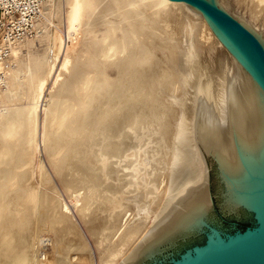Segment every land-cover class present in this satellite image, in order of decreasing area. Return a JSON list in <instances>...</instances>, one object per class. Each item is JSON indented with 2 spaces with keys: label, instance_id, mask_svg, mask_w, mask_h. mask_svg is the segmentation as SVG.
I'll return each instance as SVG.
<instances>
[{
  "label": "bare ground",
  "instance_id": "obj_1",
  "mask_svg": "<svg viewBox=\"0 0 264 264\" xmlns=\"http://www.w3.org/2000/svg\"><path fill=\"white\" fill-rule=\"evenodd\" d=\"M98 1L99 0H66V3H67L66 28L68 29L67 31H70L69 33H71V30L72 32L73 30L77 32L81 31V34L83 32V36L80 39L82 40L84 39L83 40L84 43L81 44L82 43L81 42L80 44L82 47L79 44L78 46L80 47L78 49L75 48V43H74V46L73 44L72 45L70 44V46H73V47L66 48L65 52L63 53V58L59 66L60 68L57 69L59 70V72L56 73L57 75L56 77L54 76L55 79H53V84L51 87L53 89H51L52 91L50 90L51 93H49L50 91L48 92L49 96L48 95L46 96L45 94L46 99L49 100L50 98L52 103L49 100L50 102L48 104H50L49 106L50 108L48 107V105H47V108L49 109L44 108L45 118L43 119V124H42L44 128L43 129L44 130L43 131L44 132V137H43L44 144L43 145L45 147L44 149L46 150L45 152L47 153L46 155L49 159L47 161L50 162L51 167H53L54 169L53 172L59 173L58 175H60L62 178L63 176L67 175V172H71V170L74 167L73 165L75 163H78L77 169H76L77 173H79V171L83 169H89L87 171H90L91 173V169L93 168V170H100V172L102 173L101 175H103L104 177L105 181L103 182L104 184H106L107 189L106 188L102 189L101 183L103 182L101 181V179L103 178L101 176H98V177L96 176V180L95 178H93L94 176L93 177L92 176H85V177L70 176L68 178L69 182L67 183V185L65 184L67 188L71 187L72 182L74 181L76 182L78 180H84V181H81V183L85 182L83 184H87V186H85L86 192L84 193L82 197H80L81 196L80 195L79 196L80 198H78L80 202L77 200L80 204L78 205L77 201L75 203L76 209H78L77 213L81 215V216L79 215V217L83 218L84 222L85 221L87 222L86 223L87 225L85 224L86 227L87 226L90 227L88 220H85V219H88V215L90 217L91 213H89L88 210H90L89 207L92 206V204H95L92 210H94V208L95 209L98 208L99 210L102 209V211H105V212H108V210L111 212L112 209L118 208L119 205H117L115 208L114 207L112 208L114 200L112 199L113 197H111L110 199L109 195H111L110 192L112 191V189H114L113 184L115 183L111 182L113 187L112 185L107 184V182H110L108 178H111L110 173L113 172L112 169H114L115 171L116 169L117 171H119L120 169L122 172H124L122 168L124 166H127V167L131 166L132 162H129V161L138 160L137 158L139 157V155H141L139 154L141 153L140 147H138L140 152L139 153L136 152L139 154L138 156L134 155L136 153H133L135 151H138L137 149H135V151L134 149L130 150L126 154L127 149L130 148V146H132L134 141L136 140V139L132 140L130 138L138 134V132H139L138 135H140L138 137L144 138V135L146 133L141 136V134L145 132V130L143 131V129L148 128V125L153 119L150 118L146 122L145 120H138L137 116H141L145 114L144 116L147 117L151 115V112L154 109L152 106L153 104H151V101H150L151 91L154 88V84H153L154 79H156L157 77L158 78L160 77L161 79L162 75L165 74L163 71H167V69L171 67L168 65L169 67H167V69L163 68V70L160 67L159 68L160 71L164 73V74H160V71L158 72V69H155L156 67L159 66V64L158 65L155 64L156 67L154 69L157 70L158 74H155L156 76L153 74L155 77L152 75L153 72L151 71L153 69L151 70V67L153 66H151L152 59H150V57L152 55V51L156 49L155 47L154 49H152V47L156 43L155 44L153 43L155 40L153 42H151L150 40L153 38V32L151 28L155 31L160 29L161 26H156V23H160L161 21H163L162 18L166 19L167 16L164 15L163 13L165 14L171 13L173 12V10L175 9L177 10V8H179L182 13V9L189 8L184 3L173 2L171 0H136V1L133 0L135 1V3L131 2L132 0H115L114 2L112 0V2L116 4L115 6H117L120 2H123V4L125 3L123 7L121 6L123 4H119V6L116 7L118 9V10L116 9L117 12L114 11L115 12L114 19H116V15H119L117 16L119 17L117 18L119 20L121 19L120 17H122L121 19L122 21L118 20L119 23L120 22L122 23V24H119L120 25L119 27V25H117L118 22L116 23V25L113 24V22H111L112 25L110 24L107 26V24H109L108 23L109 21H107L109 20L107 19L108 18L107 16L105 17L106 22L104 23V21L102 20L103 18L102 15L104 16L108 15V13L109 14L112 13L111 11L113 10L108 12L109 11L108 9L111 8V6L107 8L108 6H106L105 3L104 5L106 7L102 6L103 5L102 0H101L102 3L100 2L102 5H99L100 3H98ZM234 1L238 4H241L242 0H234ZM245 1L248 2L249 0L248 1L245 0ZM253 1H256V0H253ZM104 2H106L107 4L106 0ZM246 2L244 3L245 5H246ZM259 2H262V0L261 1L259 0ZM111 3H108V5L109 4L111 5ZM113 3L112 5L114 6ZM96 4L99 6L97 7L98 10L104 9L103 7L107 8L105 10L106 14L102 10H100L101 13L99 14L101 16V21H99L98 19L99 14L98 12H96L97 11ZM130 4L131 5L133 4L132 7H130ZM261 4H264V3L262 2ZM247 8L250 9L248 6ZM255 8H257V6ZM262 8L264 9V7ZM94 9L95 11H93ZM112 9L115 10V7L114 8L112 7ZM119 9L122 11L120 12ZM189 9L195 12L194 13L192 11L193 17L192 16L190 17L196 20L197 17H195L194 15H199V12L195 11L191 7ZM248 12L250 11L248 10ZM92 13L98 14L96 15L97 16L96 19L98 22L95 21L94 22L95 24L92 22L94 27L92 26V24H90L91 19L94 18L95 16V14H93L94 16L91 18ZM122 13L124 15V18H123ZM255 13L252 14V12H250V14L248 15V17L250 16V19L252 21L257 20L259 16V15L257 16V14ZM179 14H178V17H179ZM110 15L113 18L114 13ZM237 16L247 28H249L252 32H254L260 38L261 42L264 45V33L262 34L259 30H257L256 27L253 25V23H251V21L247 20L246 18H244L243 16L239 14ZM180 18H184V17H180ZM179 20L183 22V19H179ZM92 21L94 20L92 19ZM88 23L91 26L87 25ZM96 23L102 24L103 27H104V24H106V28L103 29L101 25L99 27H102V30L97 31L98 29L95 28V25L97 26L98 24ZM184 23H183V26H184ZM180 24L181 23L179 22V25ZM197 25L199 24L197 23ZM166 26L168 27L169 25H166ZM189 27H192V25ZM196 27L197 26L195 25V28ZM204 27L206 30V26ZM180 28L181 27H179V29ZM199 29L200 31L202 29L204 31V28H199ZM214 29L216 30L217 36L220 38V41L230 46V48L232 49V52L241 60V62L248 69H250L253 72L254 76L249 75V73L243 68H241V70H239L240 68L239 69L235 68V70L231 72V68L230 66H228L227 63L224 65V67L221 66V69L216 70L217 72L215 71L214 73H212L211 70H208L207 67L203 66L201 63L198 62L199 57L196 56L197 51H193L195 49H191V52H189V55H187V61L190 62L188 65L189 68L185 66V69H184L183 66L181 65L182 67L180 68H182L183 70L180 68H178V70L181 71L182 80L187 82L188 86L190 85V87H192L193 90L191 93H189V91L187 93H184L182 97L175 94V98L179 96L178 105L180 108L179 107L177 108L180 109V112L178 109L174 110L176 106L175 104L173 105V103L171 102V98L169 102L171 103L170 105L174 106V107L170 106L171 107L170 111L174 112V114L176 113L178 114V112L180 114H179V119H176V120H179L175 126L176 128L172 130L171 128H169L171 132L170 134L172 135V132L174 133L172 135V140L170 139L171 142H169V138L168 140H166L168 144L171 143V147H170L171 149H169L170 150L169 151L166 148V144H165V148L168 151L165 152L164 151L165 148L162 150L164 151V154L169 152L164 156L165 158L168 155V160L167 162H165L166 159L163 158L164 163H166L164 165V163L161 162L162 160L159 159L160 156L161 158L163 157L164 155L163 153H160L161 155L158 154L159 157L154 156L155 159L158 157L157 158L158 161L156 160L158 164L162 163L164 165L163 167L160 165V167H162L160 168L159 166L155 165L156 161L151 160L153 158L150 157L151 158L150 162H152V164L153 162H155L154 167L155 166L156 168L159 167L162 171L158 169L160 170V172L158 173L157 172L158 170H156V168H153V166L152 168L154 169V173L157 172V174L151 173L152 170L151 172L149 171L151 166L148 167V170H146L147 173L140 174L141 172L139 173V171L138 172L136 171L137 172L136 173L134 171L137 174V176H130L132 174H130L129 172H133V171H128L129 173L128 177L130 178L132 177L131 180L133 181L132 183L134 184H132L129 178L127 177L126 178L123 177L126 180L124 182V179H123L122 181L124 183L120 184L121 182H119V180L121 181L122 174H124L121 171H119V174H115V171H114V174L111 173L114 176L115 175L119 176L118 178L114 177L115 179L120 178L118 180V183L120 185H118L117 183L118 187L115 189L116 191L114 190H113L114 192L112 191V194L117 191L120 192V189L123 188L121 185L130 186V184H132L133 187L134 185H136V187L132 189L134 190L136 188L134 193L133 191H131V189H128L127 187L125 188L127 192H124V189H123V192L128 194L130 191V193H133L132 195H127V198H131V206L133 205L134 207L135 205V207L137 208V215H138L137 218H140L139 221L135 222L131 226H128L127 229H125V227L122 228L123 224L121 223L123 221L121 223L119 222L122 226L118 223V221H121L118 219L119 215L117 216L118 221L117 219L115 220L118 224L114 223L115 221L114 222L112 221L114 220L113 217L114 216L116 217V213H117L116 212L117 209H116V210H112V214H115L113 216L109 214L110 212H108L109 214L108 216H112L111 219L113 218L112 220L110 218H109L110 219L109 221L107 220L108 225H106L107 223L106 224L103 223L104 219H106L107 217L106 215L105 217L102 216V220H101L102 224H105V225H100L102 228L99 227L98 228L99 230L96 229L94 227L95 224H93V227H94L92 228L93 230L91 228H89L91 230H88L87 228L89 234H92L94 231L98 230V232H94L92 234L93 236L96 233L93 237L91 236L92 240L100 236V238L107 239L108 241L109 240L108 235L114 232L113 235L111 236H113L115 239L113 240L112 237L109 235L111 237L110 238L111 240H109L111 242V246L109 245L110 247L105 254V258L101 260L100 264H136V262L138 260H141L142 258L153 256L157 251L160 250L162 246H164V244L170 242L176 236L181 235V234H186L188 232L194 231L195 229L196 230L201 229L202 225L205 223L207 213L212 205L211 196L208 190V177L206 173V167L203 161L202 151H207L208 153H211L219 163L221 173H222V178L226 185V190L224 192L225 202H226L225 204L228 205L229 207L236 208L240 203H244L248 207L254 209L256 202L259 198V195L264 190V88L262 85V81L260 80L258 75H255L256 73L253 71L250 64L246 62L245 57L240 52V50L236 48L233 42H231V40L223 32L220 31V29H218L217 27H214ZM117 30H119V32H117ZM165 30L166 29H164V31ZM169 30H168V33H170ZM180 30H182V28ZM197 30H196V33L199 32V30L198 31ZM160 31L163 32V30H160ZM157 32L159 33V31ZM185 33H188V30L185 31ZM196 33L195 35L197 36L198 33L197 34ZM165 34L166 32L163 33V36ZM172 34L170 33L171 36ZM193 34H191V36H193ZM51 35H52L51 36L52 45H50V47L52 46L51 48L52 51H51V57H50L51 59L49 60L50 61L49 66L47 67L46 66L47 64L46 65L44 64V63H47L46 61L44 62V60L46 59L42 60L45 54L43 56L41 52L40 54L42 57L40 55H38L39 57L35 55L37 59L41 57V60H40L42 61L41 63H43L46 66V68H48V71H47V69L43 66L46 69L45 71H47L46 73L43 72L44 70L40 72L41 68L38 69L36 67L38 71L36 70L34 74L33 72L29 71L28 68L25 69V67L23 66L24 71L22 72L23 74L21 73L23 76L26 75V73L24 74V72H26L25 70L27 69L31 73L27 72V76L22 77V79L17 78V77H21L22 75L15 76V79H14V76L12 77V75L15 73V71L17 73V71L20 72L23 69L20 66H17L21 68L20 71L18 68H17L18 70L15 69L16 68L15 66H14L15 71L9 69L8 66H7L8 69L7 68H5L6 70L4 69L6 71L5 74H7V78H8V80L4 82L6 84V82L9 81L10 85L8 82V84L6 85L9 87H5L6 86L5 85V86H1L4 88H0V89L2 90V89L8 88V90L12 91L11 95L14 92V96L17 99H19V97H21L22 99L25 98L26 100L25 99L24 100L26 102L25 101L23 102L22 99L20 98L21 101H16V100L12 101L15 106L14 105L10 106L8 104L11 102V100H13V98H11L9 102V98L11 96L10 97L8 96L7 105L9 107L1 105L3 108L0 109V164H1L0 165V225H1L0 227L3 226L2 227L3 229H0L1 231L0 246L1 247L4 246V244L9 243L7 241L12 240L10 239V237L13 232H15L14 234H12L15 236V237L12 236L13 243L15 240L18 239L16 237L18 231H19L18 233L19 235L21 234V232H25L26 234H28V232L30 231L29 228L31 226L29 225L30 226L29 227L26 224H29L27 223L28 221L32 223L30 218L35 216L36 212H39V211L40 213L41 212L42 213L41 215L40 213L39 214L37 213L38 216H43L42 214L44 213L45 216L47 217L44 219L47 220L49 217L48 219L49 221L47 220L49 224L48 226L49 228L47 229H50L51 227H53L51 225L53 224L55 225L54 226L55 228L53 227L54 229L53 228L50 229L51 231L58 229L57 231L59 233L60 232L63 233L64 231V232H68L67 234H69L71 232L70 229L74 227V230H72L71 235L74 236L75 234L73 235V231L76 232L75 230L76 227L71 225L72 221L70 220L72 218L69 219V215H67L68 212L66 213V211L69 209L67 208V206L63 208V210L62 208L60 210V208L54 206L55 202L53 198L44 199L43 195L45 194L42 195V193H41L42 196H40L42 199V202L40 201L41 203L38 206L39 200L36 201V198H37V193L35 192L36 189L34 190L33 188L30 189L28 187V185L30 186V183L32 182H30L29 184H27L28 182L27 183L24 182V179L26 180L27 179L26 176H28L27 171L24 168L26 167L25 165L27 164L29 160V156L34 150L33 147L35 145L33 138L35 136L36 129H37L36 119L38 115L35 109H36L38 100L40 96L42 95L45 85L48 81L49 73L51 70H54L53 67H55L54 65H56L55 60L59 57V55H61L60 52L61 50L63 52L62 48H64L62 39L59 37L57 38L54 37V34H51ZM77 35L79 34L77 33ZM167 35L164 36L166 37L165 39L166 41H164V43L169 42L167 41L169 40L167 39ZM202 35L203 34H201L200 36ZM174 37L176 38V36ZM184 39H187V36ZM196 39H197L196 41L198 42V38ZM173 40H177V39L173 38ZM148 41L151 43H147ZM161 41L162 40H160V42L158 43H163V41L162 42ZM178 41L180 42V40ZM26 42L28 41L26 40ZM37 42H40V41H37ZM197 42L196 43L194 42L196 46L198 44ZM23 43L21 45H23ZM29 43L30 41L27 44ZM149 44H151L150 45L151 51L147 50L149 48L146 47V45L148 46ZM166 44L167 43H165L164 45ZM17 45L18 46L11 47L12 51L10 55H11V58L14 60H17L16 62L18 63V59H20V56L18 59L16 58L19 55L18 52H21L19 51V46L21 47V45L20 44H17ZM161 45L158 44L157 48L158 46H161ZM23 46H25V44ZM194 46L193 48H195ZM145 47L147 49H145ZM28 48L29 49L31 48L30 44ZM28 48L26 47V50ZM45 48L47 51L51 50L50 48L49 49H47V47ZM160 49L162 48L160 47ZM164 49L167 50L166 47L163 48L162 50ZM76 50L77 52L78 51L81 52V55L79 52H78L79 54L75 52ZM141 50H144L145 52L148 51L149 53L151 52V55L147 53L145 55L144 54L141 55V53L138 52ZM156 50L154 51L156 52ZM47 51H44V53ZM155 52H153V57H154ZM161 52H165V51H161ZM161 52L159 51L160 54ZM173 52L175 53V51ZM173 52L172 53L170 52V53L173 54ZM137 53H140V55ZM20 54L22 55L23 53H20ZM77 54L78 56L80 55L82 57L80 56L78 57ZM182 56H183V53H182ZM27 57L25 58L27 59ZM35 58L33 57L31 59H35ZM80 58L83 61H81ZM22 59L24 58L21 57V60ZM26 59L22 61L20 60V62H23L26 65L25 61H28ZM28 59L29 61L27 64L31 67L32 65L34 67L35 65H37V63L40 62L39 60H38L39 62H37L36 61L37 59L35 60V62L34 60L32 62L30 57ZM30 62H32V65L29 64ZM39 64L37 66L41 67L42 64L40 65ZM3 65H4V62L2 66L0 63V66L2 68H4ZM163 66H166V65L163 64ZM33 67L30 68V70H32ZM111 69L116 70V73L115 71L112 72V74L113 73L115 74V78L114 76L113 77L111 76L112 75L110 73ZM155 70L153 71L155 72ZM215 73L216 75L213 76L212 74H215ZM149 74H151L153 78L152 77L148 78L147 76H149ZM127 75H128L129 81H127L126 79ZM11 77L13 79H11ZM181 77H179L178 79L180 80ZM1 85H4V84L2 83ZM8 90H6L8 92L7 94H9ZM62 90H64V92H66L67 90L68 93H66V96H63V97L60 96L61 95L60 92H62V95L64 93ZM0 93H3V95L0 94L1 101L3 99L1 98L2 96L3 97L6 96L5 99L7 98V94H5L6 93L5 90H2ZM181 93L179 92L180 95ZM170 94H173V93L171 92ZM173 97H174V94H173ZM48 100H46V102ZM167 100L169 101V99ZM6 102H7V99H6ZM18 102H19V105L16 106ZM20 102H23V104ZM0 104H3V103H0ZM4 105H5V102H4ZM166 105L167 106L169 105L167 101H166ZM168 108L166 106L164 107L163 115L161 114L162 116H166L167 114L166 111H169L167 110ZM167 115L170 116V114H167ZM166 117L168 118V116ZM174 118L176 117H173V119ZM121 121L122 122L124 121V124ZM159 121L162 122L160 119ZM164 121L162 123L159 122V124H161L162 126V124L164 125L165 123L166 125L167 124L166 122L168 121L167 120L166 122ZM119 122L122 125H118ZM148 122L149 124L144 126V124L145 123L147 124ZM153 125L155 127L156 125L155 121H154V124L152 123V126ZM118 126H120V128ZM169 126L172 127L173 125H171L170 123V125L168 124V127ZM168 127L166 129H168ZM140 129L142 130V133L141 131H139ZM148 129H146V131H148ZM170 134L169 136L171 137ZM135 137L137 138V135ZM127 138H129L128 139L129 142L130 140H132L131 141L132 143H128V142H127L128 144L122 143ZM137 139L139 140V138ZM138 140L137 142H139L141 146L142 144L144 145V139H141L143 140L142 141L143 143L142 142L140 143L141 140L140 141ZM148 142H149V139H148ZM122 144H126V145H123V146H126L124 154L126 155L125 159L128 160V163H131L130 165L127 163L124 164V166H121V164L119 165V163H121V160H123L124 158V156L123 157L121 156L122 159L119 160L120 155H123L121 153L124 152V147L121 146ZM129 144H132V145L129 146ZM134 146H137V145H134ZM120 147L123 148L121 153L119 152L121 151ZM151 148H154V147H151ZM144 150H142L143 151L142 153H146L148 156L150 155V153L151 154L153 153V152L149 153L150 150L149 151L145 150L147 152H144ZM118 152L120 153L119 156H118L119 154ZM132 155H134V157L136 156L137 158L135 157V159L132 158V160H130L131 159L130 156ZM147 158L149 159V157ZM115 161L117 163H114V165L115 166L119 165L122 168L121 167L119 168V166L114 167L112 164ZM142 162L144 161H141V163ZM150 162L148 164H150ZM89 164L91 166H89ZM136 167H138V165H136ZM140 168H141L140 170H142L143 167L141 166ZM126 173L127 172L125 171V174ZM87 174H89V172ZM43 176H45V174ZM43 176L41 179H43ZM45 177L44 179H46ZM99 177L101 179L97 181ZM112 178L110 179L111 181H112ZM44 179L42 182L46 181ZM127 180H129L130 182L129 184L128 182L126 183ZM77 183H80V182H77ZM108 185L112 187V189H110L111 191L109 190ZM99 186H101L100 188L101 190H103L102 192H105L104 190H107L109 194L106 192L107 194L103 195V193H101ZM30 187H33V186L31 185ZM69 189L70 188L66 190H69ZM118 192L115 193L116 196ZM115 195H112V196H115ZM117 197L119 198V196ZM125 197L126 195L124 196V198ZM116 200L118 199H115V202H114L115 205L117 203ZM120 202L122 203V200H120ZM128 202L126 201V204L122 203L123 206L120 203L121 206L119 207L120 208L123 207L124 210L128 209L130 205H128V208H126L127 206H124V205H127ZM37 207H39V211L35 212V209ZM66 208L67 210H64ZM110 208L112 209L110 210ZM120 208H118V210H120ZM40 209H42V211ZM98 209L97 211H99ZM129 209H132V208H129ZM124 210H122L121 212L119 211V212L122 213ZM133 210H129V211L126 210V211L130 212ZM46 211L50 212L49 213L50 216ZM124 213L120 215L123 217ZM103 214L104 212L101 213L99 211L100 216ZM99 215L96 214V216H94L96 217V219H94V222L98 220L99 217L97 218V216ZM131 215H132V212H131ZM37 217H35V219ZM130 217H127V218L129 219ZM37 219H39V217ZM41 220H42V217H40V221ZM92 220H91V223L93 222ZM125 221H128V220H124V223ZM112 222L115 224L113 227L116 226V231L115 229L111 227L113 225ZM25 227H27L29 231L27 230V228L25 229ZM36 229L38 230V228ZM24 230H27L28 232ZM32 230H34V228ZM37 230L35 231L36 233H37ZM31 233L32 232L29 233L30 236H31ZM34 233L32 234L34 235ZM29 234L28 236L26 235L27 239L25 238L27 241L25 239H22L24 241L20 239L23 242L22 243L21 241L18 240L19 242L22 243V244L19 243L21 244L22 247L23 245H25L24 242L25 241L28 242V239H30ZM52 234L54 236L53 239H56V241L57 239H61L60 236H57L59 234L56 235L55 232H53ZM33 235L31 239L33 238ZM55 235H56V238H55ZM61 235H64V234H61ZM66 235L63 237H66ZM62 239L60 240L61 242L59 240L58 241L62 243ZM80 241H83V240H80ZM29 242L32 243V241L30 240ZM54 242L55 240L53 241V243ZM64 242H67V240H65ZM69 242H71V240ZM95 242H97V239L95 240ZM53 243L51 242L52 245ZM79 243H77L78 246L76 244V248L77 247L82 248V246L80 247ZM83 243H84L83 248H85L86 244L85 242ZM33 244H30V246H28L30 250L33 249L31 248ZM80 244H82V242ZM27 245L28 244L25 245V248H26V249L24 248L25 251L24 249L23 250L21 249V251H24L23 253L25 252L27 253V250L29 251V248L27 247ZM12 246L13 247L10 246L11 249L16 248L15 251H17L18 247H14L15 246L14 244ZM95 246H96V243H95ZM1 247L0 249H2ZM10 247L8 248L6 247L7 251L5 252H7L8 254L12 252V251H8ZM18 251L20 252L19 249ZM77 251L79 252L80 250L77 249ZM98 251L100 254V250ZM30 252L31 251H29L27 255ZM80 252H83V250ZM101 253H102V249H101ZM3 254L5 255L6 253L3 252ZM14 254L16 255V252L13 253V255ZM22 254L21 256L26 255V254H23V255ZM9 255L8 257L5 256L4 258H0V264H30L28 263L29 261L28 257L25 258L24 256L25 258L24 260V258L20 257L21 258L20 259L18 258L19 256L16 255L15 258H17V260L12 261ZM14 256L12 257L11 255V258L13 260H14ZM99 256H102V255L100 254ZM36 257L37 255L34 256V259ZM36 262H39L40 264L39 257H38V261Z\"/></svg>",
  "mask_w": 264,
  "mask_h": 264
},
{
  "label": "rangeland",
  "instance_id": "obj_2",
  "mask_svg": "<svg viewBox=\"0 0 264 264\" xmlns=\"http://www.w3.org/2000/svg\"><path fill=\"white\" fill-rule=\"evenodd\" d=\"M102 1H103V5L101 4L102 3ZM99 0L98 1V3H100L99 5H102V6H108L107 8H109V6H111V8H109L107 11L108 12H110L111 10H113V11H111L112 13H114V15H113V18H112V16L110 15V14H112V13H108V15H102L103 16V18H102V20L104 21V23L106 22V20H105V17L107 16L108 18L107 19H109V20H107V21H109L108 23L109 24H107V26L108 25H112V23L111 22H113V24H115L116 25V23L118 22V20L119 19H117V18H119V17H117V16H119V15H116V19H114V16H115V12H117L116 11V7L117 6H119V4H123V2H120L117 6H115L116 4H114L113 2L115 1V0H113V2H112V0H111V2L114 4V6L112 5V3L110 2V0H106L107 1V4H106V2H104L105 0ZM136 1V0H135ZM135 1H131V2H134L135 3ZM225 7H227L232 13H234L235 15H241V16H243L244 18H246L247 20H249V21H251V23H253V25L256 27V29L257 30H259L262 34L264 33V9L262 8V7H264V4H261L262 2L264 3V1L262 0V2H259V0H256V1H253V0H247L248 2H246L245 0H242L241 1V4H238V3H236L234 0H219ZM226 1V2H225ZM228 1V2H227ZM244 1V2H243ZM261 1V0H260ZM246 2V5L244 4ZM250 2V3H249ZM97 3V4H98ZM104 3H105V5H104ZM108 3H111V5L109 4L108 5ZM116 3V2H115ZM236 3V4H235ZM249 3V4H248ZM256 3V4H255ZM96 4V5H97ZM125 4V3H124ZM124 4L123 5H121L122 7L124 6ZM258 4V5H257ZM133 5V4H132ZM132 5L130 4V7H132ZM253 5V6H252ZM105 6V7H106ZM120 6V7H121ZM245 6V7H244ZM247 6L250 8V9H248L247 8ZM257 6V8H255ZM97 7H99L98 5L96 6V12H98V14L99 13H101V11L100 10H102L105 14H106V12H105V10L107 9V8H105V7H103L104 9H100V8H102V7H100L99 9L100 10H98V8ZM112 7L114 8L115 7V10L114 9H112ZM261 7V8H260ZM184 8V7H183ZM246 8V9H245ZM127 9V8H126ZM252 9V10H251ZM66 10H67V3H66V0H0V63H1V66H2V64H3V62H4V65H3V67L4 68H2L1 66H0V82H1V84L3 83L4 85H1L0 84V88H4V87H1V86H5L6 84H8V82H6V84H5V82L4 81H7L8 80V78H7V74H5L6 73V69L5 68H7L8 69V67H9V69H11V70H14V68L15 69H19V71H20V69L22 68L23 70L22 71H20V72H18L17 71V73H16V71H15V75L13 74L12 75V77L14 76V79H15V76H21L23 73V71H24V68H23V66L25 67V69L26 68H28L29 69V71H31V72H35L36 70L38 71V69L39 68H41V71L40 72H42L43 70V72H47L48 71V68H46V66L48 67L49 66V64H50V57H51V51H52V46L50 47V45H52V41H51V34H54V37H59V38H61L62 39V41H63V47L64 48H62L63 49V52H62V50H61V52H60V54L61 55H59V57L55 60V64L56 65H54L55 67H53V69L54 70H51L50 71V73H49V78H48V81H47V83H46V85H45V88H44V90H43V93H42V95L40 96V98H39V100H38V103H37V106H36V113L38 114L37 115V119H36V126H37V129H36V133H35V136H34V144L35 145H37V146H35L34 145V147H33V151H32V153H31V155L29 156V160H28V162H27V164L25 165L26 167L24 168V169H26V171H27V174H28V176H26V180L24 179V182H28L27 184H29L30 182H32V183H30V186L32 185L33 187H30L29 185H28V187L31 189V188H33L34 190L36 189V193H37V198H36V201H38V206L40 205V203L42 202V199H41V197L40 196H42L43 194H45V195H43V197H44V199L45 198H53V200H54V202H55V207H58V208H60V210H61V208H62V210H63V208H65L66 206H67V208H69L68 210H67V208L66 209H64V210H67L66 211V213L68 212V214L67 215H69V219L70 218H72L70 221H72L71 222V225L72 226H75L76 228H75V230H76V232H74L73 231V235L74 236H72L71 235V233H72V230H74V227H72L70 230H71V232L69 233V234H67L68 232H64L63 231V233H61V234H64V235H61L57 230H50V229H52L55 225H53V224H51L53 227H51L50 229H47V228H49L48 226H49V224H48V222H47V220L49 219V217H48V219L46 220V219H44V218H47L46 216H45V214L43 213L42 215L43 216H38L37 215V213L39 214L40 213V211H39V207H37L36 209H35V212L36 211H39V212H36V214H35V216H33V217H31L30 218V220H31V222L32 223H30L29 221L27 222V223H29V224H26L27 226H29L30 228V231L28 230V228L27 227H25V229L27 228V230L29 231H27V230H24V231H27L28 232V234L30 233V232H32V233H34L37 229L36 228H38V230H37V233L35 234L34 233V235L31 233V236H30V234H29V238L30 239H28V242H26L27 240V237H26V235L28 236V234H26L25 232H21V234L19 235L18 233H19V231L17 232V235H16V237L18 238L17 240H15V241H17L18 242V244H17V242H15L14 241V243L12 242V240H13V237H15L14 235H12V234H14L15 232H13L12 234H11V237H10V239H12V240H9V241H7V242H9V243H6V244H4V246H0L2 249H0V258H4L5 256H7L8 257V255L9 254H11L13 251H15L16 250V248H13V249H11V247H13L12 245L14 244L15 246L14 247H18L17 248V251H18V249L20 250V252L18 251V253H17V251H15L16 252V255H18L17 257L18 258H24V256H25V258L26 257H28L27 259L29 260H27L28 261V263H30V264H39V262H36V261H38V257H39V260H40V264H75V263H77V264H100V262H101V260H103L104 258H105V254H106V252L108 251V249H109V247L111 246V242L109 241V240H111L110 238L112 237V239L114 240L115 238L113 237V236H111V235H113V233L114 232H112V233H110L109 235L111 236H109L108 235V241H107V239H103V238H100V236L99 237H97V238H94L95 240L97 239V242H95V240L93 239H91L93 236H92V234L94 233V232H98V228L99 227H101L100 225H105L106 223V225H108V221L111 219V217L113 216V215H115V214H112V210H118V208H120L119 206H121L122 205V203H125L126 204V201L128 202L129 201V199H130V203L128 204L127 203V205H124V206H127L126 208H128V205H130L131 206V198H127V195H132L134 192H135V189L134 190H132L134 187H136V185H134V187H133V185L132 184H134V183H132L133 181L131 180L132 179V177L130 178V177H128V174L130 173V174H132V175H130V176H137V172L139 171V173L140 174H142V173H147V171L146 170H148V167H150V169H149V171L151 172V170H152V172L151 173H153V174H157V172L159 173L160 172V168H162L166 163H164V160H163V158H164V156L167 154V153H169V152H167L166 154H164V151L166 152V151H168L169 149H171L170 147H171V143H167V141L166 140H168V138H169V142H171L170 141V139L172 140V135L174 134L173 132H172V135L170 134L171 132H170V129L169 128H171V130L172 129H175L176 127V124L178 123V121L179 120H176V119H179V112H180V107H179V105H178V98H179V96L180 97H182L183 95H184V93H187L188 91H189V93H191L192 92V90H193V88L192 87H190V85L188 86V84H187V82H185V81H183L182 80V77H181V71L180 70H178V68H180V67H182L183 66V68L185 69V66H187V68H189V63L190 62H188L187 61V55H189V52H191V49H195V50H193V51H197V53H196V56L197 57H199V59H198V62L199 63H201L203 66H205V67H207L208 68V70H211V72L212 73H214L216 70H218V69H221V66H223L224 67V65L227 63L228 64V66H230V68L232 69V68H234V64H233V62H232V58H231V55H230V53H229V51L225 48V46L218 40V38H217V36L215 35V33L213 32V30H212V28H211V26H210V24L208 23V21L203 17V16H201V15H194L195 17H197V19L195 20L194 18H192L193 16V13H192V11L193 10H190L189 8H184V9H182V13H181V10L179 9V8H177V10L175 9V10H173V12H171V13H168V14H165V13H163L164 15H166L167 17H166V19H163L162 18V20L163 21H161L160 23H156V26H161L160 27V29H158L157 31H159V33L157 32V31H155V30H153L152 28H151V30H152V32H153V38L152 39H150L151 40V42H153L154 40V44L156 43L157 45L159 44V45H161V44H163L164 43V41H166L165 39H166V37H164L165 35H167V39H169V40H167V41H169V42H165V43H167L166 45H161V46H158V48H157V45L155 44L153 47H152V49H154V47L157 49H154V50H156V52L153 50L152 51V55H151V52L149 53L148 51L147 52H145L146 50L145 49H147L146 47H148L149 49H147V50H149V51H151L150 49V45L151 44H149L148 46L146 45V47H145V51L144 50H141V51H143V52H141V51H138V52H140L141 53V55L142 54H149V55H151V57H150V59H152L151 60V66H153V67H151V70L153 69V70H155V69H158V72L160 71V67L162 68V70H163V68H165V69H167V67H169V66H171V67H169L168 69H167V71H163V72H161L160 71V74H164V75H162V78L160 79V77L158 78H156V79H154V88L152 89V91H151V98H150V101H151V104H153L152 106H153V110H152V112H151V115H149V116H147V117H145L144 115H141V116H137V119L138 120H145L146 122H147V120L148 119H153L154 121H155V127H154V125L152 126V123L154 124V121L152 120L151 122H150V124H149V122L146 124H144V126L145 125H151L152 127H154V128H152L151 126H149L148 125V128L149 127H151L152 128V130H151V128H146V129H148V131H146V129H143V131L145 130V132L144 133H142V130L140 129L139 131H141V136L142 135H144L145 133V135H144V138H142V137H138V136H140V135H138L139 134V132H138V134H136L137 135V138H139V140L135 137V136H133L132 138H130V139H136L135 141H134V143L136 142V143H138V144H134L133 143V145L132 144H129V146L130 145H132V146H130V148H128L127 149V151H126V154H127V152L128 151H130V150H133L134 149V151H135V149H137L138 151H135V152H133V153H136V152H140L139 151V148L138 147H140V150H141V153H139V154H141V155H139L138 153H136V154H134V155H136V156H138L139 155V157L137 158L136 156V158L138 159V160H133V161H129V162H132V164L131 163H128V160L127 159H125L126 157V155L124 154L125 153V147L126 146H123V145H126V144H122L121 146L122 147H124V152L123 153H121L122 152V147H120L119 149L121 150V151H119L121 154H123V155H120V153L118 154V156L120 155V157L122 156H124V158H123V160H125V161H123V160H121V163H119V165L121 164V166H124V164H131V166H124L123 168L121 167V166H119L118 164H116V165H118L119 166V168L121 167L122 168V170L124 171V172H122L119 168V171H121L122 173H124V174H122L121 172V174H122V178H121V181L119 180V179H115L114 177H116V178H118L119 176L118 175H112V174H114V169H112L113 170V172H109L110 173V175H111V178H112V181L110 180L111 178H108L109 179V181L110 182H107V184H109V185H112L111 184V182H113V183H115V184H113L114 185V189H112V187H113V185H112V187L111 186H109V190L110 189H112V191L114 190V191H116L115 189L118 187L117 186V183H118V180H119V182H121L120 184H122V183H124L125 182V180L126 179H124L123 177H127V178H129V180L131 181V183L132 184H130V186L129 185H121L123 188H121V186H120V192H118V194H117V196H119V198L115 195V193H117V192H115V193H113L112 194V191L110 192V194L111 195H109L110 196V199H111V197H113L112 199L114 200L113 201V205H112V208L114 207H116L117 205H119L118 206V208H116V209H112V208H110V210H111V212L108 210V212H110L109 214L110 215H112V216H108L109 214H108V212H105V211H102V209H98L101 213L102 212H104V214L103 215H99V211H97V209H95L94 208V210H92V208H93V206L95 205V204H92V206H90L89 207V209L90 210H88V212L89 213H91L90 214V217H89V215H88V219H85V220H88V223H89V226L90 227H86V221L84 222V219L83 218H81V217H79V215L80 214H78L77 212V210L78 209H76V205H75V203H76V201L78 200L79 202H80V200L78 199V198H80V197H82L83 195H84V193L86 192V190H85V186H87V184H83V183H85V182H82L81 183V181H84V180H78V181H74V182H72V184H71V187H68V188H70L69 190H66V189H68L67 187H66V185H67V183L69 182V180H68V178L70 177V176H83V177H85V176H94L93 178H95V180H96V176L98 177V176H101L103 179H101L100 177L97 179V181H99L100 179H101V181L103 182V181H105L104 180V177H103V175H101L102 173L100 172V170H93V168L91 169V173H90V171H87V170H89V169H83V170H81V171H79V173H77L76 172V169H77V164L78 163H75L73 166V169L71 170V172H67V175L66 176H63L62 178H61V176L60 175H58L59 173H57V172H53V167H51V164H50V162H48L47 160H49L48 159V157H47V153L45 152L46 150L44 149L45 147H44V141H43V137H44V128H43V126H42V124H43V119L45 118L44 116H45V109L44 108H47V105H48V107L50 106V104H48L50 101H51V99L49 98V100L48 99H46V96L48 95L49 96V93H51V89H53V88H51L52 87V84H53V79H55V77H56V73H58L59 72V70H57V69H59L60 67V63H61V61H62V58H63V53L65 52V50H66V48H70V47H73L74 46V43H75V48H79L80 46H81V44H83L84 43V39L82 40V39H80V38H82V36H83V32H82V34H81V31H79V32H77V31H75V30H73V32H72V30H71V33H69L70 31H67L68 29L66 28ZM118 10V9H117ZM120 10V9H119ZM180 10V11H179ZM246 10V11H245ZM248 10L250 11V12H252V14L253 13H255V14H257V16H258V18H257V20H255V21H252L251 19H250V16L248 17V15L250 14V12H248ZM261 10H262V12H261ZM93 11H95V9L93 10ZM115 11V12H114ZM122 10H120V12H121ZM102 12V13H103ZM184 12V13H183ZM194 12V11H193ZM246 12H248V13H246ZM258 12H259V14H258ZM103 13V14H104ZM179 13H181V14H179ZM188 13H189V15H188ZM195 13V12H194ZM93 14H95V13H92V15H91V18L94 16ZM98 14H95V16L96 15H98ZM121 14V13H120ZM177 14V15H176ZM178 14H179V17H178ZM122 15H123V13H122ZM180 15H182V16H180ZM94 16V18H92L94 21H92V19H91V23L90 24H92V22L94 23L95 21L96 22H98L97 21V16L95 17ZM121 16V15H120ZM163 16V15H162ZM190 16H192V17H190ZM110 17V18H109ZM180 17H184V18H180ZM187 17H188V19H187ZM121 19H122V17H120ZM123 18H124V15H123ZM192 18V19H191ZM96 19V20H95ZM98 19H99V21H101V16H100V14H99V16H98ZM120 19V20H121ZM179 19H183V22L181 21V20H179ZM119 20V21H120ZM185 20V21H184ZM188 20H189V22L191 23H189L188 22ZM198 20V21H197ZM102 21V22H103ZM122 21V20H121ZM90 22V21H89ZM101 22V23H102ZM179 22L181 23L180 25H179ZM185 22V23H184ZM187 22V23H186ZM205 24H204V23ZM103 23V24H104ZM183 23H184V26H183ZM189 23V24H188ZM194 23H195V25L197 26L196 28H195V25H194ZM197 23L200 25H197ZM201 23V24H200ZM204 25H203V24ZM89 23L87 24V25H89V26H91ZM95 24V23H94ZM96 24H98L97 26L95 25V28H97L96 30L97 31H100V30H102V27H103V25L102 24H100V23H96ZM119 24H122L121 22L119 23H117V25H119ZM189 26H191L192 25V27H189ZM102 25V27H99V26H101ZM114 25V26H115ZM166 25H169L168 27L166 26ZM185 25H186V27H185ZM92 26H93V24H92ZM165 26H166V28H165ZM183 26V27H182ZM204 26H206V30H205V27ZM94 27V26H93ZM119 27H120V25H119ZM176 27V28H175ZM179 27H181L182 28V30H180L179 29ZM204 28V31H203V29L200 31V29L199 28ZM48 28V29H47ZM104 28H106V24H104V27H103V29ZM169 28H170V30H169ZM186 28V29H185ZM195 30H194V29ZM118 29V28H117ZM164 29H166L165 31H164ZM185 29V30H184ZM199 30V32H200V34H199V32H197L196 33V30ZM49 30V31H48ZM160 30H163V32L162 31H160ZM168 30L170 31V33L172 34V33H174V34H172V36L170 35V33H168ZM174 30V31H173ZM188 30V33H185V31H187ZM197 30V31H198ZM47 31V32H46ZM193 31V32H192ZM195 31V32H194ZM79 34V35H77V33ZM117 32H119V30H117ZM151 32V31H150ZM166 32V34L163 36V33H165ZM179 32H181V33H179ZM202 32V33H201ZM194 33V34H193ZM195 33L197 34V36L195 35ZM76 34V35H75ZM177 34V35H176ZM182 34V35H181ZM185 34H186V36H187V39H184V38H186V36H185ZM189 34V35H188ZM191 34H193V36H191ZM201 34H203L202 36H200ZM43 35V36H42ZM81 35V36H80ZM181 35V36H180ZM205 35V36H204ZM40 36H42V37H40ZM49 36V37H48ZM76 36V37H75ZM174 36H176V38L174 37ZM178 36V37H177ZM191 36V37H190ZM200 36V37H199ZM79 37V38H78ZM170 37V38H169ZM174 39H177V40H173V38ZM182 37V38H181ZM41 38V39H40ZM45 38V39H44ZM73 38V39H72ZM75 38H76V40H75ZM180 38V39H179ZM196 38H198V42L196 41L197 39ZM39 39V40H38ZM47 39V40H46ZM25 40V41H24ZM26 40L29 42L30 41V49L28 48L29 47V44H27L28 42H26ZM34 42H33V41ZM36 40V41H35ZM78 40H79V42H78ZM149 40V39H148ZM157 40H159V41H157ZM160 40H162L163 41V43H158V42H160ZM178 40H180V42L178 41ZM192 40V41H191ZM193 40H194V42L196 43H198L197 44V46H196V44L193 42ZM23 41H24V43H23ZM37 41H40V42H37ZM43 41V42H42ZM161 41V42H162ZM174 41H176V42H174ZM21 42V43H20ZM46 42V43H45ZM71 42V43H70ZM77 42V43H76ZM82 42V43H81ZM151 42H147V43H151ZM173 42V43H172ZM23 43V45L25 44V46H23V45H21ZM81 43V44H80ZM146 43V44H147ZM171 43V44H170ZM180 43V44H179ZM195 44V46H194V44ZM17 44H20L21 45V47L19 46V51H21V52H18V57L16 58V59H18L19 58V56H20V59H18V63L16 62L17 60H14V59H12L11 58V47H15V46H18ZM39 44V45H38ZM70 44L72 45L73 44V46H70ZM80 44V46H78ZM177 44H179V45H177ZM26 45H28V46H26ZM77 45V46H76ZM22 46H23V48H22ZM179 46H180V48H179ZM188 46V47H187ZM193 46L195 47V48H193ZM25 47V48H24ZM26 47L28 48L27 50H26ZM45 47H47V49H51V50H46V48ZM82 47V46H81ZM160 47L163 49V48H167V50L166 49H164V50H162V49H160ZM175 49H173V48ZM183 47V48H182ZM185 47V48H184ZM200 49H199V48ZM44 48H45V50H44ZM188 48V49H187ZM31 49H33V50H31ZM172 49V50H171ZM178 49V50H177ZM181 49V50H180ZM28 50H30V51H28ZM44 51H47V52H45L44 53ZM159 51L161 52V51H165V52H161V54L159 53ZM167 51V52H166ZM173 51H175V53L173 52ZM177 51V52H176ZM181 51V52H180ZM26 52H28V53H26ZM42 52V53H41ZM75 52H77V50L75 51ZM79 52V51H78ZM77 52V53H78ZM145 52V53H144ZM153 52H155L154 53V57H153ZM173 52V54H171V53ZM20 53H23L22 55L20 54ZM31 53V54H30ZM43 54V56H44V54H45V56H44V58H42V60H44V59H46V60H44V62L46 61L47 63H41L42 61H40L41 60V54ZM50 53V54H49ZM80 53V55H81V52H79ZM78 53V54H79ZM140 53H137V54H139L140 55ZM182 53H183V56H182ZM198 53H199V55H198ZM27 54H29V55H27ZM78 54H77V56H78ZM159 54V55H158ZM26 55V56H25ZM34 55V56H33ZM39 57L38 55H40L41 57L39 58V59H37V57ZM50 55V56H49ZM79 55V56H80ZM186 55V56H185ZM27 57V59L25 58V57ZM78 56V57H79ZM173 56V57H172ZM175 56V57H174ZM185 56V57H184ZM21 57H23L24 59H22V60H28L29 61V57H30V59L31 58H35V59H31V61L33 62V60H34V62H35V60L37 61V62H39L40 64H42L41 65V67L40 66H37L39 63H37V65H35L34 67H33V65H32V62H30L29 64H31L32 65V67H33V71L32 70H30V68H32L31 66H29L27 63H28V61H25L26 62V65L23 63V62H20V60H21ZM46 57V58H45ZM80 57H82V56H80ZM48 58V59H47ZM59 58H60V60H59ZM176 58V59H175ZM182 58V59H181ZM83 59V58H82ZM184 59V60H183ZM21 60V61H22ZM39 60V61H38ZM80 60H81V58H80ZM182 60V61H181ZM81 61H83V60H81ZM81 61H80V63H81ZM180 61H181V63H180ZM184 61H185V63H184ZM17 64H16V63ZM57 62V63H56ZM11 63V64H10ZM19 63H21V64H19ZM9 64V65H8ZM15 64V65H14ZM23 64V65H22ZM34 64V63H33ZM39 64V65H40ZM158 65L159 64V66L158 67H156V65ZM162 64V65H161ZM163 64L164 65H166V66H163ZM233 64V65H232ZM22 65V66H21ZM169 65V66H168ZM178 65V66H177ZM182 65V66H181ZM8 66V67H7ZM10 66H11V68H10ZM15 66V67H14ZM17 66H20V67H17ZM28 66V67H27ZM47 69V71H45L46 69L44 68V67ZM13 67V68H12ZM38 69H37V68ZM156 67V68H155ZM2 68V69H1ZM36 68V69H35ZM44 68V69H43ZM155 68V69H154ZM174 68V69H173ZM217 68V69H216ZM5 69V70H4ZM17 69V70H18ZM28 69L27 70H25L26 72H24V74L26 73V75L25 76H21V77H17V78H21L22 79V77H26L27 76V72H29L28 71ZM180 69H182V68H180ZM151 71V72H153L152 73V75L154 74H158L157 73V70H155V72L154 71ZM183 70V69H182ZM234 70H235V68H234ZM4 71V72H3ZM111 72V74H112V72H114L115 71V73H116V70L114 69V70H110ZM3 72V73H2ZM31 72H29V73H31ZM217 72V71H216ZM20 75H19V74ZM22 73V74H21ZM29 73H28V75H29ZM175 75H174V74ZM2 74H3V76H2ZM18 74V75H17ZM35 74V73H34ZM114 74V73H113ZM111 75L112 77L114 76V78H115V74L114 75ZM159 74V75H160ZM6 75V76H5ZM153 75V76H154ZM213 76L214 75H216V73L215 74H212ZM53 76V77H52ZM55 76V77H54ZM153 76H151V74H149V76H147L148 78L150 77H152L153 78ZM156 76V75H155ZM154 76V77H155ZM177 77V78H175V77ZM11 77V79H13ZM146 77V78H147ZM179 77H181V79L179 80L178 78ZM10 79V80H11ZM24 79V78H23ZM126 79H127V81H129V79H128V75H127V77H126ZM159 79V80H158ZM163 79H165V80H163ZM173 80V81H172ZM12 81V80H11ZM170 85H169V84ZM190 83V82H189ZM174 84V85H173ZM185 84V85H184ZM191 84V83H190ZM9 85H10V82H9ZM178 85V86H177ZM5 87H9V86H5ZM190 87V88H189ZM166 88H167V90H166ZM171 88V89H170ZM67 89V88H66ZM176 89V90H175ZM1 90V89H0ZM2 90H5V94H7L8 92L6 91V90H8V88L7 89H2ZM1 90V91H2ZM51 90V91H50ZM172 90V91H171ZM182 90H184V91H182ZM0 91V92H1ZM9 91V94H7V102H6V99H5V97H1V98H3L2 99V101H1V99H0V103H3V104H0V106L1 105H3V106H8V105H10V106H13L14 104H13V102L12 101H14V100H16V101H21V97H19V99H17L15 96H14V92L12 93V95H11V92L12 91H10V90H8ZM50 91V92H49ZM63 92H64V90H62ZM68 91H69V89H68ZM168 91V92H167ZM170 91V92H169ZM176 91V92H175ZM181 93V92H183V93H181V95L179 94V92ZM45 92H47V93H45ZM49 92V93H48ZM173 93L174 94V97H173V94H170V93ZM4 93V92H3ZM3 93H0L1 95H3ZM61 93V97H63V96H66V93H68L67 92V90H66V92H64L63 93V95H62V92H60ZM167 93V94H166ZM45 94H46V96H45ZM170 94V95H169ZM175 94L176 95H179V96H177V98H175ZM0 95V96H1ZM8 96L10 97L9 98V102H10V99L11 98H13V100H11V102L7 105V103H8ZM171 96V97H170ZM16 99H15V98ZM24 98V97H23ZM48 98V97H47ZM170 98H171V102L173 103V105L175 104V106H176V108H174V110H179V112H178V114L176 115V114H174V112H172V111H170V108L173 106V105H170L171 103H169L170 102ZM25 99V98H24ZM24 99H22V101L24 102L25 100ZM167 99H169V101L167 100ZM3 100H5V101H3ZM46 100H48L47 102H46ZM166 101L168 102V106L166 105ZM4 102H5V105H4ZM23 102H20V103H22L23 104ZM26 102V101H25ZM17 103V102H16ZM51 103H52V101H51ZM17 105H19V102H18V104H16V106ZM15 106V105H14ZM169 107L167 110H169V111H166L167 112V114H170V116L169 115H167L166 113V116H168V118L169 119H171V120H169L166 116H162L163 115V112H164V107ZM171 106V107H170ZM9 107V106H8ZM174 107V106H173ZM177 107H179V108H177ZM1 108H3L2 106L0 107V109ZM50 108V107H49ZM49 108H47V109H49ZM166 109V108H165ZM173 110V109H172ZM177 112V111H176ZM172 113H173V115H172ZM162 114V115H161ZM173 117H176V118H174L173 119ZM162 118H163V120H162ZM159 119L163 122L164 120V122H166V120L168 121V122H166L167 124L165 125V123H164V125L162 124V126H161V124H159ZM124 121H126V120H124ZM124 121L122 122L123 124H124ZM159 121V122H158ZM171 121V122H170ZM162 122H160V123H162ZM171 123V125H173L172 127L171 126H169L168 127V124L170 125V123ZM173 122H174V124H173ZM118 125H122L120 122L118 123ZM161 126V127H160ZM119 128H120V126H118ZM158 127V128H157ZM162 127H164V128H162ZM168 127V129H166ZM157 128V129H156ZM41 129H42V131H41ZM151 131V132H150ZM174 131V130H173ZM148 132V133H147ZM154 132V133H153ZM175 132V131H174ZM149 133H150V135H149ZM152 133V134H151ZM148 134V135H147ZM169 134L171 135V137L169 136ZM148 136V137H147ZM150 136H152V137H150ZM156 136V137H155ZM146 138V139H145ZM129 138H127L126 140H128ZM141 139H144V145L142 144V146L139 144V142H137V140L138 141H140ZM148 139H149V142H148ZM151 139V140H150ZM157 139V140H156ZM124 141V142H122V143H132L131 141L132 140H130V142H129V140L128 141ZM143 140H141L140 141V143L142 142ZM154 142V143H153ZM159 142V143H158ZM127 143V144H128ZM143 143V142H142ZM164 143V144H163ZM149 144H151V145H149ZM165 144H166V148L168 149H166L165 148ZM134 145H137V146H134ZM148 145V146H147ZM159 145V146H158ZM168 145V146H167ZM134 146V147H133ZM35 147H37V148H35ZM128 147V146H127ZM135 147H137V148H135ZM149 147V148H148ZM151 147H154V148H151ZM155 147H156V149H155ZM162 148V149H161ZM165 148V149H164ZM150 150L149 151V153L150 152H153L152 154L150 153V155L148 156L146 153H142L143 151L142 150ZM159 149V150H158ZM164 149V151H162ZM144 150V152H147V151H145ZM157 150V151H156ZM156 151V152H155ZM170 151V150H169ZM148 153V154H149ZM160 153H163L162 155H163V157L161 158V156L159 157L158 156V154L159 155H161ZM155 154V155H154ZM134 155H132V156H130L131 157V159L130 158H128V159H130V160H132V158L133 159H135V157H134ZM142 155H143V157H142ZM154 156H158L159 157V159L160 160H162L161 162L162 163H164V165L161 163H159L158 164V160H157V158L155 159L154 158ZM119 157V160L120 159H122V157L120 158ZM147 157H149V159L147 158ZM153 158V159H151V158ZM167 157V158H166ZM164 159H166V161L165 162H167V160H168V155L166 156ZM146 159H147V161H146ZM150 159L151 160H154V161H156V164L155 165H157V166H159L160 167V165L162 166V167H157L156 168V166L154 167V163L155 162H153V164H152V162H150ZM127 160V161H126ZM123 161V162H122ZM135 161V162H134ZM140 161V162H139ZM141 161H144V162H142L141 163ZM150 162V164H152V165H150V164H148ZM160 162V161H159ZM114 163H117L116 161L115 162H113V166L114 167H118V166H115L114 165ZM123 163V164H122ZM133 163H134V165H133ZM138 163V164H137ZM141 163V164H140ZM144 163V164H143ZM1 165V164H0ZM111 165V166H112ZM136 165H138V167H136ZM38 166V167H37ZM89 166H91L90 164H89ZM112 166V167H113ZM142 166L143 168H142V170H140L141 168L140 167ZM152 166H153V168H156V170H158V169H160V170H158L157 172H155L154 173V169L152 168ZM136 167V168H135ZM147 167V168H146ZM87 168V167H86ZM88 168H90V167H88ZM131 168V169H130ZM133 168V169H132ZM139 168V169H138ZM146 168V169H145ZM152 168V169H151ZM127 169V170H126ZM136 169H138V170H136ZM145 169V170H144ZM155 170V171H156ZM95 171H97V172H95ZM99 171V172H98ZM116 171H117V169H116ZM115 171V174H119V171H117L116 172ZM125 171L127 172L126 174H125ZM128 171H133V172H129L128 173ZM136 173H135V172ZM148 171V172H149ZM162 171V170H161ZM89 172V174H87ZM74 173V174H73ZM32 174V175H31ZM45 174V176H47V177H45V176H43ZM50 174V175H49ZM57 174V175H56ZM80 174V175H79ZM100 174V175H99ZM149 174V173H148ZM109 175V176H110ZM123 175H125V176H123ZM42 176H43V179H44V177L46 178V179H44V180H46V181H44V182H42L43 181V179H41L42 178ZM121 176V175H120ZM219 174H218V171H216V169L215 168H211L210 169V187H211V192H212V194H213V199H212V205H211V208L209 209V211H208V213H207V216H206V219H205V224L202 226V229L201 230H194V231H191V232H188L187 234H185V235H183V236H179V237H177L176 236V239H174V241L172 242V243H170V242H168V243H166V244H164V246H162L161 248H160V250L159 251H157V254H156V256L154 257V258H151V259H147V260H145V262H143V263H141V264H159L161 261H164L165 263H167L169 260H171L172 259V257H175L177 254H178V252H183L185 249H187V248H190V247H192L193 245H195V244H199V243H202V242H204V238L206 237V234L208 233V232H210L213 228H215V229H217V230H219L220 232H224V233H226V232H231V231H235L236 229H238V228H243L244 227V225L243 224H247L249 221H250V218H251V215L247 212V211H245L244 209H242V208H237L236 207V209L235 208H229V206L227 207V206H225L223 203H222V200H221V194L223 193L224 194V192H225V190H224V192H222V184H221V182H220V179H219ZM47 178H49V179H47ZM64 178V179H63ZM87 178V177H86ZM116 181H115V180ZM124 179V182L122 181ZM129 180H127L126 181V183L128 182V184L130 183L129 182ZM100 181V182H101ZM106 181H108V180H106ZM37 182V183H36ZM77 182H80V183H77ZM39 183V184H38ZM77 183V184H76ZM125 183V184H126ZM66 184V185H65ZM119 183H118V185H120ZM101 185H102V189H107V186H106V184H104V182L103 183H101ZM116 186V187H115ZM101 186H99V188H100ZM128 188V189H131V191H133V193H130V191H129V193L127 194V193H124V192H127V190H125V188ZM130 187V188H129ZM132 187V188H131ZM80 188V189H79ZM53 189V190H52ZM76 189V190H75ZM119 189V188H118ZM123 189H124V192H123ZM51 190V191H50ZM75 190V191H74ZM100 190H101V188H100ZM39 192V194H38V192ZM54 193H53V192ZM68 191V192H67ZM71 191V192H70ZM103 190H101V193H103V195H106L108 192H107V190H104L105 192H102ZM113 191V192H114ZM50 192V193H49ZM107 192V193H106ZM124 193L125 195H126V197L124 198V194H122V193ZM41 193H42V195H41ZM79 193V194H78ZM81 193V194H80ZM109 194V193H108ZM81 195V196H80ZM112 195H115V196H112ZM80 196V197H79ZM42 197V198H43ZM115 197H117V198H115ZM38 198H40V199H38ZM115 199H118V200H116V205L114 204V202H115ZM120 200H122V203L120 202ZM123 200H124V202H123ZM126 200V201H125ZM41 201V202H40ZM77 201V204L79 205L80 203ZM119 203V204H118ZM120 203H121V205H120ZM133 204V203H132ZM57 205V206H56ZM62 206V207H60V206ZM75 205V206H74ZM64 206V207H63ZM74 208H73V207ZM123 206V205H122ZM129 206V208H132V209H123V207L122 208H120V210H116V212L118 213H116V217L114 216L113 218H114V220H112L113 222L117 219V216H118V219L119 220H121V221H118V219H117V221H118V223L120 222H122L121 224H123V227L122 228H124L125 227V229H127L128 228V226H131V225H133L135 222H137V221H139V219L140 218H137L138 217V215H137V208L135 207V205H134V207H133V205L130 207ZM54 208V207H53ZM125 208V207H124ZM134 209V210H133ZM41 211H42V209H40ZM122 210H124L122 213H120ZM129 211V210H133V211H130V212H127V211ZM49 211H51V210H49ZM49 211H46L48 214L50 213ZM70 211V212H69ZM96 211V212H95ZM120 211V212H119ZM45 212V213H46ZM65 212V211H64ZM95 212V213H94ZM113 212H115V211H113ZM127 212L128 213V215H127V213L125 214V213ZM131 212H132V215H131ZM42 213V212H41ZM41 213H40V215H41ZM107 213V214H106ZM122 215L123 213H124V215H123V217L120 215V214ZM130 213V214H129ZM96 214H98L99 216H97V218H98V220L97 221H95L94 222V219H96V217H94V216H96ZM133 214H135V215H133ZM47 215V214H46ZM107 215V217H108V219H107V217H106V219H104V221H103V223H105V224H102V216L103 217H105ZM126 215V216H125ZM130 215H131V217H130ZM39 217V219H37L38 217ZM49 216H50V214H49ZM81 216V215H80ZM121 216V217H120ZM125 216V217H124ZM35 217H37L36 219H35ZM40 217H42V220L40 221ZM92 217H94V218H92ZM121 219H120V218ZM127 217H130L129 219L127 218ZM35 220H34V219ZM110 218V219H109ZM122 218H124V219H122ZM34 221H33V220ZM83 219V220H82ZM93 219V220H92ZM138 219V220H137ZM89 220H90V222H89ZM91 220L93 221L92 223H91ZM108 220V221H107ZM124 220H128V221H125V223H124ZM136 220V221H135ZM49 221V220H48ZM37 222V223H36ZM100 222V223H99ZM112 222V223H113ZM35 223V224H34ZM44 223V224H43ZM74 225H73V224ZM97 223V224H96ZM109 223H111V222H109ZM114 223H116V224H118L116 221L114 222ZM113 223V225L111 226L113 229H115V231H116V226L115 227H113L115 224ZM119 223V224H120ZM35 225V227H34V225ZM48 224V225H47ZM86 224V225H85ZM93 224H95L94 225V227L96 228V229H98L97 231H94L92 234H89V232H88V230H91L92 228H94L93 227ZM120 224V225H121ZM25 225V226H26ZM39 225V226H38ZM99 225V226H98ZM109 225H111V224H109ZM119 225V226H120ZM1 226V225H0ZM118 226V227H119ZM122 226V225H121ZM3 227V226H2ZM2 227H0V229H3ZM34 228V230H32L33 228ZM57 227V226H56ZM117 227V228H118ZM55 228V227H54ZM53 228V229H54ZM81 228V229H80ZM87 228H88V230H87ZM89 228H91V229H89ZM102 228V227H101ZM36 229V230H35ZM70 230H68V231H70ZM93 230V229H92ZM23 231V230H22ZM53 232H55V234L57 235V234H59V235H57V236H60V238L62 239V243H60L61 241V239H57V241L60 243H58L57 241H56V239H53ZM56 232H58V233H56ZM87 232V233H86ZM90 232H92V231H90ZM0 233H1V231H0ZM23 233V234H22ZM26 234V235H25ZM67 234V235H66ZM1 235V234H0ZM25 235V236H24ZM32 235H33V240L31 239V237H32ZM56 235H55V238H56ZM66 235V237H67V239H66V237H63V236H65ZM68 235H70V236H68ZM13 236V237H12ZM23 238H22V237ZM81 236V237H80ZM92 236V237H91ZM97 236H98V234H97ZM21 237V238H20ZM38 237H39V239H38ZM96 237V236H95ZM26 238V239H25ZM69 238H70V240H71V242H69L70 240H69ZM73 238V239H72ZM22 239H25L26 241V243L24 242V244L26 245V244H28L27 245V247L28 246H30V244H33V246H31V248H33L32 250H30V248H29V251H31L28 255H30L31 256V258H30V256H28L27 255V253L29 252L28 250H27V253L25 252V253H23L24 251H25V245H23V247L21 246V244L23 243L22 241H24V240H21ZM42 239V240H41ZM91 239V240H90ZM21 241V242H19V241ZM29 240L30 241H32V243L31 242H29ZM34 240H35V242H34ZM38 242H37V241ZM41 240V241H40ZM55 240V242H57V243H53V241ZM65 240H67V242H64ZM80 240H83V241H80ZM106 240V241H105ZM113 240H112V242H113ZM96 243V246H95V243ZM102 241V242H101ZM13 244H12V243ZM51 242L53 243V245L51 244ZM75 242V243H74ZM81 243L82 242V244H80L79 243V245H80V247L82 246V248H76V244L77 243ZM83 242H85V248H83V246H84V243ZM100 242H101V244H100ZM107 242V243H106ZM19 243H21V244H19ZM38 243V244H37ZM66 243V244H65ZM12 244V245H11ZM41 244V245H40ZM57 244H59V245H57ZM106 244V245H105ZM11 247H10V246ZM74 245V246H73ZM110 245V246H109ZM8 248V247H10V249H8V251H12V252H10L9 254L7 253V252H5V251H7L6 249V247ZM43 246V247H42ZM53 246V247H52ZM77 246H78V244H77ZM38 247V248H37ZM57 247V248H56ZM60 247V248H59ZM90 247V248H89ZM104 247V248H103ZM107 247V248H106ZM25 248V249H24ZM27 248V249H28ZM87 248V249H86ZM4 249V250H3ZM21 249L23 250L24 249V251H21ZM77 249L78 250H80V251H82L83 250V252H78L77 251ZM82 249V250H81ZM100 250V254L102 255V256H99L100 254H99V251L98 250ZM101 249H102V253H101ZM57 250V251H56ZM63 250V251H62ZM4 253H6V254H8V255H4L3 254V252ZM61 251V252H60ZM15 252H13V253H15ZM23 254H26V255H23ZM56 252V253H55ZM89 252V253H88ZM13 253L11 254L12 255V257L15 255H13ZM20 253V254H19ZM34 253V254H33ZM43 253V254H42ZM21 254L23 255V256H21ZM32 254H33V256H32ZM11 255H9V257H10V259L12 260V261H15V260H17V258H15L16 257V255L14 256V260L11 258ZM35 255H37V257L34 259V256ZM155 255V254H154ZM3 256V257H2ZM41 256V257H40ZM61 256V257H60ZM66 256V257H65ZM71 256V257H70ZM74 256V257H73ZM79 256V257H78ZM86 256V257H85ZM45 257V258H44ZM50 258V259H48V258ZM100 257V258H99ZM20 258V259H21ZM25 258H24V260H25ZM41 258V259H40ZM43 258V259H42ZM67 258V259H66ZM72 260H71V259ZM80 258V259H79ZM32 259V260H31ZM54 259V260H53ZM70 259V260H69ZM76 259V260H75ZM77 259H79V260H77ZM30 260H31V262H30ZM67 260V261H66ZM55 261V262H54ZM50 262V263H49ZM54 262V263H53ZM61 262V263H60ZM69 262V263H68Z\"/></svg>",
  "mask_w": 264,
  "mask_h": 264
},
{
  "label": "water",
  "instance_id": "obj_3",
  "mask_svg": "<svg viewBox=\"0 0 264 264\" xmlns=\"http://www.w3.org/2000/svg\"><path fill=\"white\" fill-rule=\"evenodd\" d=\"M171 1L184 3L189 8L191 7L195 11H198L199 15L208 21L216 36L217 33L214 27L220 29L243 54L246 62L250 64L256 73L255 75H258L262 81L264 88V45L260 38L241 22L237 15L232 13L219 0ZM217 38L220 41L218 36ZM220 42L229 51L234 68H240L239 70L243 68L249 75L254 76L253 72L232 52L230 46L222 41ZM234 68L231 69V72ZM202 156L206 167L208 190L212 202L213 194L210 187L211 168H215L218 171V177L222 184V192L226 190V185L222 178L219 163L215 157L207 151H202ZM220 196L222 203L225 205L224 194L222 193ZM225 206L228 207V205ZM237 208H242L251 215L250 221L243 228L226 233L213 228L206 234L204 242L197 243L183 252H178L167 263L161 261L159 264H264V190L259 195L254 209L244 203H240ZM183 235L185 234L179 236ZM156 254L157 252L153 256L142 258L136 264H141L147 259L154 258Z\"/></svg>",
  "mask_w": 264,
  "mask_h": 264
},
{
  "label": "trees",
  "instance_id": "obj_4",
  "mask_svg": "<svg viewBox=\"0 0 264 264\" xmlns=\"http://www.w3.org/2000/svg\"><path fill=\"white\" fill-rule=\"evenodd\" d=\"M244 226L246 225V224H243Z\"/></svg>",
  "mask_w": 264,
  "mask_h": 264
}]
</instances>
